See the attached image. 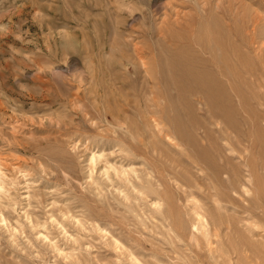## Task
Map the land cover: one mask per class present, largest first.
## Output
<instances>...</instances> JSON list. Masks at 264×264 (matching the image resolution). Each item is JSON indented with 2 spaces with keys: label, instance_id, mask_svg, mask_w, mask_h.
I'll return each mask as SVG.
<instances>
[{
  "label": "rangeland",
  "instance_id": "1",
  "mask_svg": "<svg viewBox=\"0 0 264 264\" xmlns=\"http://www.w3.org/2000/svg\"><path fill=\"white\" fill-rule=\"evenodd\" d=\"M0 185V264H264V0H0Z\"/></svg>",
  "mask_w": 264,
  "mask_h": 264
},
{
  "label": "bare ground",
  "instance_id": "2",
  "mask_svg": "<svg viewBox=\"0 0 264 264\" xmlns=\"http://www.w3.org/2000/svg\"><path fill=\"white\" fill-rule=\"evenodd\" d=\"M197 38V37H196ZM227 49V48H226ZM236 49V48H235ZM201 52H205L204 51V49L202 50L201 49ZM201 62H203V60L201 61ZM160 65V64H159ZM171 67L173 68V69H171V77L173 76L174 77V79L171 81L172 82V85H173V87H172V89H174L175 91H176V93L178 94V92H184L185 90L188 92H195V91H199V90H203V91H205V92H207V91H210V90H212V84H211V82H209L208 80H205L204 78H206V76H211V73H208V72H206L204 69L202 70H199V69H197L195 66H193V64H191L190 63V61L188 60V59H186V58H184V59H175L174 61H173V63H172V65H171ZM176 69V70H175ZM175 70V71H174ZM160 71H164L163 70V66L162 65H160L159 66V68H158V72H160ZM178 71H179V73H178ZM164 75V74H163ZM172 77V78H173ZM166 80V79H165ZM152 86V85H151ZM153 87H154V85H153ZM156 87H157V85H156ZM159 87V86H158ZM163 87H164V82H163ZM186 93V92H185ZM202 93V92H201ZM153 95H155V94H153ZM179 94H178V98H179ZM160 97V96H159ZM163 99V98H162ZM167 99H168V96H167ZM169 99H172L171 97H169ZM205 99V98H204ZM241 99V98H240ZM164 100V99H163ZM159 101V100H158ZM166 101V100H165ZM170 101H172V100H170ZM152 102V101H151ZM217 103V102H216ZM242 103V102H241ZM219 104V103H218ZM154 106V105H153ZM241 106V105H240ZM179 113V112H178ZM154 117V116H153ZM152 117V118H153ZM159 118H157V117H155V118H153L152 120H153V122H154V124L156 125V127H157V132L159 133V132H161V133H163V131H164V133H166V129L164 128V127H166L167 126V124L166 125H163L164 123H162L161 121H163L162 119H161V121H159L158 120ZM165 122V121H164ZM169 126V125H168ZM166 128H168V127H166ZM170 129V128H169ZM167 134H169V135H171L172 134V132H170L169 133V130L167 129ZM160 133V134H161ZM162 135V134H161ZM173 135V134H172ZM172 135H171V137H172ZM166 136H168V135H166ZM171 137H168L169 139L171 138ZM171 141H173L172 140V138L170 139ZM169 141V140H168ZM125 153V152H124ZM95 160V157L94 156H92V158H91V161H94ZM131 169V168H130ZM131 171V170H130ZM122 172V171H121ZM124 177V176H123ZM127 178V177H126ZM125 180V179H124ZM256 182L258 183V179L256 180ZM252 184H254V182L252 183ZM251 186H253V185H251ZM0 187H1V185H0ZM135 190V189H134ZM246 190H247V192H248V189L246 188ZM150 194V193H149ZM193 198V197H192ZM194 200V199H193ZM190 203V202H189ZM193 206V205H192ZM193 210V209H192ZM195 214L194 215H196V218H197V220L198 221H196V222H198V224L197 225H199L200 224V228H202V231L204 230V221H206V219H205V217L204 216H202L199 212H197V211H193ZM192 212V213H193ZM197 225H194V228H195V230L197 231ZM193 228V229H194ZM191 234V233H190ZM194 234H192V236H193ZM192 239L195 241V242H197L196 244H197V246L198 245H200V243H199V241H197V239H196V236L194 235L193 237H192ZM207 240V239H206ZM210 241V240H209ZM116 242V241H115ZM208 247L210 246L211 247V243H209L208 242ZM213 246H214V244H213ZM60 255V254H59ZM69 256V255H68ZM63 258V257H62ZM260 258V257H259ZM255 259V258H254ZM257 259V258H256ZM73 260V259H72ZM260 262H261V260H260ZM263 262V261H262ZM257 263V262H256ZM262 264V263H261Z\"/></svg>",
  "mask_w": 264,
  "mask_h": 264
}]
</instances>
